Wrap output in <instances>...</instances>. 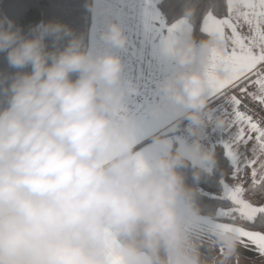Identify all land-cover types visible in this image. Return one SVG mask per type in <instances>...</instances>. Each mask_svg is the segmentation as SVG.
<instances>
[{
    "label": "clouds",
    "instance_id": "clouds-1",
    "mask_svg": "<svg viewBox=\"0 0 264 264\" xmlns=\"http://www.w3.org/2000/svg\"><path fill=\"white\" fill-rule=\"evenodd\" d=\"M86 6L106 21V51L59 21L25 33L0 16V54L13 70L0 74V264H241L238 232L216 229L208 240L197 229L199 181L216 162L203 133L226 126L210 118L206 67L217 39L179 35L151 111L174 110L187 138L154 135L142 156L118 51L130 37L101 0Z\"/></svg>",
    "mask_w": 264,
    "mask_h": 264
},
{
    "label": "crops",
    "instance_id": "crops-1",
    "mask_svg": "<svg viewBox=\"0 0 264 264\" xmlns=\"http://www.w3.org/2000/svg\"><path fill=\"white\" fill-rule=\"evenodd\" d=\"M160 1L161 0H144V11L151 13L153 10H155L157 21L160 19V17H163L159 6ZM101 3L109 6L113 13V5L115 4V0H101ZM115 7L122 8L125 14L129 12L127 4L115 5ZM233 7L235 9V11L231 14L233 23L237 24V33L240 34V36L244 37L245 43H247V38H250L254 34L255 25L250 27L249 24L244 22L242 19L240 21L235 20V16L238 13L247 11L244 4L241 3L240 0H233ZM113 15L124 24L130 37L129 47L127 49L118 51H120V54L123 55L125 59L124 78L126 86L128 88L126 106L135 113L138 119L137 132L140 137V142L138 143V151H140L142 154L147 155L154 150V145H152V137L154 135H161L167 132H171L176 128L178 121L182 119L178 113L171 109L164 117H156L152 114L151 111L152 106L160 99L159 95L156 94L158 92V83L166 75H168L174 67L170 71H168L167 74L161 72L160 56L152 55L154 33H152L151 31V28L153 26L159 28L160 24L154 21L153 24L146 26L145 20L143 18L142 8H137L136 14L131 19L119 17L115 14ZM212 15L214 18L220 20L229 18L230 13H228V15L224 18H219L214 14ZM205 17L203 18L201 25L202 30L204 28ZM101 18L104 19L100 15L93 14L89 46L95 51L102 52L108 50L109 46L101 38V32L104 30L106 22L103 24L102 30H97L98 21ZM182 20H184L186 28L192 29L191 22L189 21V19L185 20V17L180 18L172 22L171 24L165 23L163 17V22L165 25L163 35L166 37L168 35L167 29L171 28L174 24H177ZM203 32L210 37H215L218 41L216 47L210 53L207 61L206 76L209 83L210 70L211 75L214 79H223L230 74L228 67L219 61L216 62L215 67H212L213 52L216 51L220 54H231L233 48L236 47V45L233 43V33L231 27H224L222 32L220 33H209L206 31ZM99 40H103L105 42L104 48H100L97 46V41ZM156 43H159V37L156 38ZM246 86V84H243L242 86L237 88H233L236 86H228L227 88L213 91V89L209 85L210 101H214L210 105L212 109V111L210 112V118L212 121H214L217 116H222L225 120L226 126L222 130H217L215 128V130H213L212 132V138L214 140L211 141V137L209 135L210 125H208L203 133V141L205 145H211L210 147L213 148L216 144H223L225 147V143L228 142L231 137L238 131V129L240 128L239 118L242 115L239 113V111H237V109L233 107V105L229 101V98L235 97L236 99H238L241 89ZM187 124V121L181 124L179 126V131L174 135L180 139H186ZM257 126L260 127L259 125ZM257 135L258 133L255 131H245V137H251V139H248L247 145L233 146V148L241 153L251 155L252 148L257 143ZM225 149L228 155L229 150L226 147ZM229 158L234 165L233 159H231L230 156ZM209 220L211 221V224L206 223V221ZM214 224H226L231 227L242 228L246 231H251L238 225L219 222L207 217H203L202 222L197 226V229L198 231L202 232L208 240H211L212 233L216 230L214 227H212V225ZM241 239L243 238L241 237ZM245 242L247 241L245 240ZM239 251L242 256L241 264H264V258L258 257L254 252L247 251L242 246L241 241Z\"/></svg>",
    "mask_w": 264,
    "mask_h": 264
},
{
    "label": "snow or ice",
    "instance_id": "snow-or-ice-1",
    "mask_svg": "<svg viewBox=\"0 0 264 264\" xmlns=\"http://www.w3.org/2000/svg\"><path fill=\"white\" fill-rule=\"evenodd\" d=\"M240 2L244 4L247 11L238 13L235 16V20L240 21L242 19L244 22L248 23L250 27L255 25L254 34L250 38H247V43H245V38L237 33V24L233 23L231 17V14L235 11L233 0H228L229 18L218 20L214 18L211 11H209L204 19L203 31L209 33H220L224 27H231L233 43L236 45L231 54L213 52L212 67H215L216 62L219 61L228 67L230 74L223 79H214L210 70L209 85L213 91H217L227 88L228 86H239V84L243 82L247 86L242 88L241 91L249 95L252 100L258 102L261 107L264 108V0H240ZM124 4H127L129 9L127 14L124 13L122 8L115 7V5ZM113 8V14L128 19H131L136 14L137 8H142L146 26L153 24L154 21L160 24L159 28L155 26L151 28L152 33H154L152 55L160 56L161 72L167 74V72L174 67V45L179 35L187 29L184 20L168 28V35L165 37L163 35L165 29L163 17H160L157 21L155 10L151 13L144 11V0H115ZM188 18L189 17L186 16L185 20ZM105 22L104 19H99L98 31L102 30ZM157 37H159L158 44L156 43ZM97 46L104 48L105 42L99 40L97 41ZM248 87H255L257 91L248 93ZM156 94L158 95V92ZM229 101L238 111L240 101L235 97H230ZM239 123L240 128L238 131L225 143V147L229 150L228 155L237 162L233 166V177L237 175L241 166L248 167L255 163L254 159L249 160L244 153L233 148V146L247 145L248 139H251V137L246 138L245 131H255L258 133L256 137L257 143L253 146L252 152L255 154L259 151L261 154H264V129L257 126L258 121L253 120L251 116L243 115L239 118ZM147 155L142 154V156ZM141 164L143 165V161H141ZM260 183H264V181H258L256 179L255 170H253L252 190L255 191ZM224 187L227 189L228 186L225 185ZM243 192L244 189L242 186L232 188L231 195L227 198L232 201L234 206L228 210L223 208L219 209L217 215L234 218V214L238 213L240 217L252 223L256 221L258 214L264 217V206L255 207L249 202L244 201L241 199ZM211 199L222 198L212 196ZM206 223L211 224V221H206ZM262 223H264V221H262ZM212 227L224 231L230 230L238 232L240 237L243 238L241 239L242 246L247 251L254 252L258 257L264 258V233L246 231L242 228H235L226 224H214ZM245 240L247 242H245ZM116 264H122V261L117 258Z\"/></svg>",
    "mask_w": 264,
    "mask_h": 264
},
{
    "label": "trees",
    "instance_id": "trees-1",
    "mask_svg": "<svg viewBox=\"0 0 264 264\" xmlns=\"http://www.w3.org/2000/svg\"><path fill=\"white\" fill-rule=\"evenodd\" d=\"M87 3L88 0H0V16H8L14 20L16 25L22 27L25 33L28 32L31 26L41 21L46 23L59 21L67 24L78 35L82 34L85 37V43L89 45L93 13L86 6ZM159 6L167 24L186 17L185 9L193 7L195 15L188 19L192 24L194 35L198 41L210 37L201 28L203 18L209 11L219 18H224L229 13L228 0H161ZM12 71L7 66L4 54H0V74L7 75ZM243 84L245 83L242 82L239 86L233 88L240 87ZM239 113L242 116L245 115L241 111ZM178 131L179 127H176L167 133L175 134ZM213 148L216 154V162L212 166L211 172L205 174L199 181V187L203 190L200 202L204 210V217L264 233V223H262L264 217L259 214L254 223L240 217L238 213L234 214V218L217 215L219 209L228 210L234 206L232 201L227 198L229 196L224 195V182L233 180L234 165L227 155L223 144H216ZM188 177V182L192 183L190 171L188 172ZM252 179L251 167L248 166L245 168L243 176L244 192L250 195L256 204H264V183H260L256 190L253 191ZM257 180L264 181V174ZM212 196L222 199H211Z\"/></svg>",
    "mask_w": 264,
    "mask_h": 264
},
{
    "label": "rangeland",
    "instance_id": "rangeland-1",
    "mask_svg": "<svg viewBox=\"0 0 264 264\" xmlns=\"http://www.w3.org/2000/svg\"><path fill=\"white\" fill-rule=\"evenodd\" d=\"M210 131H209V135H210V140L213 141L214 139L212 138V132L213 130H215V124L214 123H210ZM259 125V124H258ZM260 126V125H259ZM262 128V127H260ZM264 129V128H263ZM211 146V145H210ZM246 157L249 160H255V163H253V166L251 165V171H252V177H253V170H255L256 173V179H260L263 174H264V154H261L259 151H257L255 154L252 152L251 155L245 154ZM234 161V165L237 163L236 160ZM242 162V159H241ZM245 168L241 166L239 172L237 173V175L235 177H233V180H231V182H224V186L227 185V189H225L224 187V195L226 196H230L231 195V189L236 187V186H242L243 187V176L245 174ZM241 199H243L246 202H249L252 206L255 207H261L264 206V204H256L252 197L248 194H245V192H243V195L241 197Z\"/></svg>",
    "mask_w": 264,
    "mask_h": 264
},
{
    "label": "built area",
    "instance_id": "built-area-1",
    "mask_svg": "<svg viewBox=\"0 0 264 264\" xmlns=\"http://www.w3.org/2000/svg\"><path fill=\"white\" fill-rule=\"evenodd\" d=\"M256 91L255 87H248V93ZM238 100L240 101L238 110L245 115L251 116L253 120L258 121V124L264 128V108L242 91L238 96Z\"/></svg>",
    "mask_w": 264,
    "mask_h": 264
}]
</instances>
